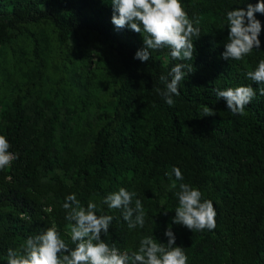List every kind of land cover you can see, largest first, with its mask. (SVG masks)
I'll use <instances>...</instances> for the list:
<instances>
[{
	"label": "trees",
	"instance_id": "obj_1",
	"mask_svg": "<svg viewBox=\"0 0 264 264\" xmlns=\"http://www.w3.org/2000/svg\"><path fill=\"white\" fill-rule=\"evenodd\" d=\"M259 2L181 0L200 20L193 59L173 60L164 48L141 62L143 36L116 30L112 0H0V135L18 156L0 170V264L53 223L74 248L61 206L70 194L114 217L102 239L122 251L144 236L167 244L171 225L188 264H264V96L246 76L264 59V14H255L260 49L222 58L226 13ZM177 63L193 69L169 106L155 89ZM249 85L257 94L243 115L214 91ZM172 167L184 177L176 189L166 176ZM180 183L213 202L214 230L172 223ZM120 187L142 200L143 228L130 230L120 210L102 203Z\"/></svg>",
	"mask_w": 264,
	"mask_h": 264
},
{
	"label": "clouds",
	"instance_id": "obj_2",
	"mask_svg": "<svg viewBox=\"0 0 264 264\" xmlns=\"http://www.w3.org/2000/svg\"><path fill=\"white\" fill-rule=\"evenodd\" d=\"M111 23L119 31L125 27L142 34L144 47L139 49L134 59L147 62L151 52L168 48L173 60H192L195 52L193 37L200 36L198 18L190 19L181 0H112ZM264 14V0L256 5L248 4L246 9L236 8L226 13L229 30L225 60H243L253 49H260L261 22L255 14ZM185 69L187 71H185ZM192 65L177 63L167 75H161L164 89H155L169 106L179 96V83L192 72ZM247 79L260 85L258 92L264 96V59L255 70L248 71ZM217 99L226 100L227 108L233 115H243L245 106L256 96L257 90L249 86L214 89ZM205 116L215 115L213 109L203 106ZM11 145L4 135H0V170L11 166L18 156L9 151ZM173 174L175 179L173 180ZM166 176L171 188H177V181L184 179L178 167H172ZM175 192L178 206L172 223L182 225L190 231H211L216 228V210L211 200L202 201V193L190 184L180 183ZM137 193L120 187L108 193L102 200L109 209L120 210L127 227L136 229L145 226L146 213ZM134 202V203H133ZM64 219L68 222L65 234L70 237L71 247L62 238L55 223L35 235H29L19 248H9L7 264H188V257L181 246L176 245V237L169 225L165 236L168 243L158 242L153 236H144L136 250L119 249L102 239L107 235L114 219L111 215H97V204L90 199L87 206L81 204L75 194L65 197L62 203Z\"/></svg>",
	"mask_w": 264,
	"mask_h": 264
},
{
	"label": "rangeland",
	"instance_id": "obj_3",
	"mask_svg": "<svg viewBox=\"0 0 264 264\" xmlns=\"http://www.w3.org/2000/svg\"><path fill=\"white\" fill-rule=\"evenodd\" d=\"M97 58H98V55H96V56H94V60H93V63L97 60ZM93 66V65H92Z\"/></svg>",
	"mask_w": 264,
	"mask_h": 264
}]
</instances>
